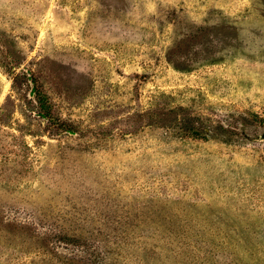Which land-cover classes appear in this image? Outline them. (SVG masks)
<instances>
[{
	"label": "rangeland",
	"instance_id": "1",
	"mask_svg": "<svg viewBox=\"0 0 264 264\" xmlns=\"http://www.w3.org/2000/svg\"><path fill=\"white\" fill-rule=\"evenodd\" d=\"M0 264H264V0H0Z\"/></svg>",
	"mask_w": 264,
	"mask_h": 264
}]
</instances>
